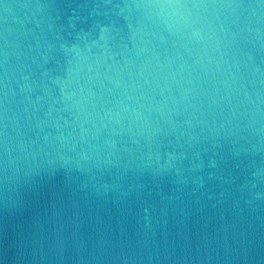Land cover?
I'll list each match as a JSON object with an SVG mask.
<instances>
[{
    "label": "clouds",
    "instance_id": "obj_1",
    "mask_svg": "<svg viewBox=\"0 0 264 264\" xmlns=\"http://www.w3.org/2000/svg\"><path fill=\"white\" fill-rule=\"evenodd\" d=\"M0 264H264V0H0Z\"/></svg>",
    "mask_w": 264,
    "mask_h": 264
}]
</instances>
